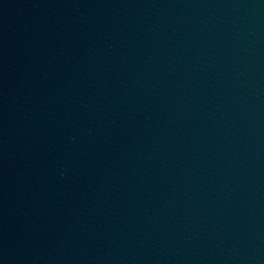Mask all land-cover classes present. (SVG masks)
<instances>
[{
    "label": "water",
    "instance_id": "water-1",
    "mask_svg": "<svg viewBox=\"0 0 264 264\" xmlns=\"http://www.w3.org/2000/svg\"><path fill=\"white\" fill-rule=\"evenodd\" d=\"M0 264H264V0H0Z\"/></svg>",
    "mask_w": 264,
    "mask_h": 264
}]
</instances>
